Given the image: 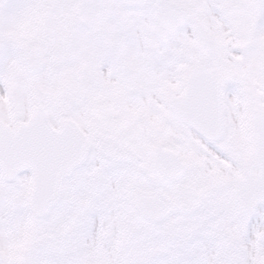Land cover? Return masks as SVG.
<instances>
[{
  "label": "snow or ice",
  "instance_id": "snow-or-ice-1",
  "mask_svg": "<svg viewBox=\"0 0 264 264\" xmlns=\"http://www.w3.org/2000/svg\"><path fill=\"white\" fill-rule=\"evenodd\" d=\"M0 264H264V0L0 11Z\"/></svg>",
  "mask_w": 264,
  "mask_h": 264
},
{
  "label": "flooded vegetation",
  "instance_id": "flooded-vegetation-1",
  "mask_svg": "<svg viewBox=\"0 0 264 264\" xmlns=\"http://www.w3.org/2000/svg\"><path fill=\"white\" fill-rule=\"evenodd\" d=\"M12 2L13 0H0V11L9 10ZM46 239L45 236H37L34 232L26 233L20 239L21 250L26 251L29 247L39 244Z\"/></svg>",
  "mask_w": 264,
  "mask_h": 264
}]
</instances>
